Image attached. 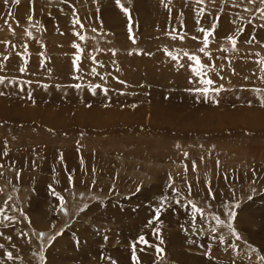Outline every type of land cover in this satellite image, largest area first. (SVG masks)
Masks as SVG:
<instances>
[{
    "label": "rangeland",
    "instance_id": "1",
    "mask_svg": "<svg viewBox=\"0 0 264 264\" xmlns=\"http://www.w3.org/2000/svg\"><path fill=\"white\" fill-rule=\"evenodd\" d=\"M121 2L130 9L136 43L129 39L128 17L115 0H70L83 29H74L71 8L62 0H33L31 4L9 0L8 5L0 0V42H8L0 43V65L4 66L0 67L4 77L0 154L5 142L8 146V156L0 155L4 165L0 168V207L17 218L4 221L0 217V245H4L0 261L41 264L43 245L45 264H111L113 260L133 264L132 242L144 235L149 245L163 248L164 255L159 259L155 247L138 243L139 264H264L257 258L264 256V192L247 200L253 187L264 189V107L253 91L264 88L260 79L264 74L254 62L259 59L255 53L264 56V48L245 43L251 35L264 43V28L259 27L264 20L259 15L253 19L254 31L247 24L249 15L243 8H234L231 0H205L203 5L171 0V13L161 0ZM199 7L206 8L204 16L196 15ZM10 10L13 15L7 16ZM237 12L244 21L237 19ZM217 13L220 19L208 49L212 56L203 57L198 52L202 33L197 29L210 28ZM237 26L246 29L238 37L239 52L220 51L221 46L230 47L224 38ZM174 28L185 36L183 40L168 35ZM25 30L32 32L31 38ZM74 31L87 39L79 41ZM194 36L200 39L193 40ZM74 41L84 49L78 72L72 68ZM185 51L213 65L208 75L214 86L223 85L219 94L205 99L189 91L198 78L190 83L193 73ZM4 55L10 59L3 60ZM93 56L99 63L93 62ZM21 66L24 72L19 71ZM93 68L98 75L92 74ZM76 83L83 86L75 88ZM91 84L101 88L92 91ZM169 176L176 193L168 187ZM50 184L65 198L67 214L58 210ZM137 186L142 191L129 196ZM208 186L216 192L215 201L207 199ZM161 196L169 200L159 221L148 225ZM189 199L206 213L217 215L225 211L222 200L240 201L233 226L242 239L236 241L226 226L211 233L216 225L210 217L197 216L193 227ZM85 204L89 208L81 212ZM221 219L226 217L221 215ZM155 228L163 244L154 235ZM40 232L45 233L43 240L35 235ZM56 232L62 235L49 245L48 237ZM219 235L225 243L213 239ZM230 243L238 248L234 251ZM249 245L256 252H250ZM5 251H11L15 259L6 260Z\"/></svg>",
    "mask_w": 264,
    "mask_h": 264
},
{
    "label": "snow or ice",
    "instance_id": "2",
    "mask_svg": "<svg viewBox=\"0 0 264 264\" xmlns=\"http://www.w3.org/2000/svg\"><path fill=\"white\" fill-rule=\"evenodd\" d=\"M20 0H11V3L13 4H19ZM33 2V0H29V3L31 4ZM194 2L197 5H203L205 3V0H194ZM214 2V0H213ZM4 5H8L9 4V0H3ZM62 3L65 5H68L71 8V19H70V23L73 25L74 29L78 26L79 28L83 29L84 28V24L81 22V18L77 15V11L75 6H73L70 3V0H62ZM116 6L125 14V16L128 17V32H129V39L133 42L136 43L135 37L133 35V31H132V17L130 14V9L125 7L124 4L121 2V0H115ZM171 3V0H168V2L166 3L165 0H161V4L165 7L168 8V11L171 13L172 9L169 7V4ZM232 6L234 8H243V12L247 13L249 15V18H247V24L248 25H253V29L255 31V25L253 24V19L259 15V18L261 20H264V0H259V6L257 5V0H231ZM221 12L223 11V8H221L220 10ZM206 14V8L205 7H199L196 11V15L197 16H204ZM210 14V13H209ZM7 16H12V12L11 10L6 14ZM236 17L238 20L240 21H244L245 17L240 15L239 12L235 13ZM33 17L32 15H28L27 16V20L28 21H32ZM220 19V14L217 13V15L214 18V22L212 23L210 28H203L200 27L197 29L198 32L202 33V46L199 47L198 52L200 54H202L203 57H211L212 53L208 50L209 49V44H210V38L214 36L215 31H216V27H217V23ZM4 25H6L8 27L9 31L14 32V28L12 27L11 23L9 22L8 19H4ZM17 25L19 24V21H16ZM39 22H37L38 24ZM200 21L197 20V24H199ZM233 24L237 23V20H233L232 21ZM183 26V25H182ZM260 28H264V24H261L259 26ZM39 30V29H38ZM93 32L97 31L95 28L92 29ZM246 31L245 27H240L237 26L236 31L233 34L227 35L224 39L228 42V44L230 45V47H223L221 46L220 51L222 52H228L231 51L233 53H237L239 52V47H238V37L243 34ZM62 34V33H61ZM73 34L78 38L79 41H85L87 39V37L83 34H81L79 31H74ZM25 35L29 38L32 37V32L25 30ZM168 35H171L173 39H180L183 40L185 38V36L183 34H180L175 28L172 30V32L168 33ZM193 40H198L200 39V37H192ZM0 43H4L5 45H7V41H2ZM246 44L249 45H254V44H260V47L264 48V43H260L257 38L256 35H251L249 37L248 40L245 41ZM15 47V45H13V48ZM24 51H25V55L27 53V44H25L24 46ZM72 47L76 50V54L73 57L72 60V68L74 72H78L80 71V61H81V53L84 52V49L81 48V45L79 43H76L75 41L72 44ZM97 51H99V49H97ZM112 54L115 55V50H111ZM166 54L168 56H170L174 61L178 60V56H174L171 52H168L167 50H165ZM132 54V53H129ZM183 55L185 57H187V59L189 61H191V64L189 65V67L191 68V71L193 73V76L190 77V83L193 81V79L198 78V80L196 81V86L192 87L189 89V91L196 93L199 96L204 97L205 99H208L211 93H215V94H219L222 90H223V85L220 86H214L215 82L209 78L208 75V70L209 69H213V65L211 63H204L202 61V57L201 55H197L196 53H192L189 54L188 52H184ZM256 57H259V59H256L254 62L258 65V71L262 74H264V56H261V54L259 52L255 53ZM3 60L8 61L10 59V57L8 55H4ZM91 59L93 60V62L95 63H99V61L97 60V58L95 56L91 57ZM223 59H228L226 56L223 57ZM24 63L26 64L27 61L25 60ZM41 63H43V61H41ZM0 67H4L3 65H0ZM26 70L25 67L21 66L19 68L20 72H24ZM214 70V69H213ZM92 74L98 75V73L96 72V69L93 68L92 69ZM76 79H80L82 80L83 77H76ZM101 80L105 79V77L101 76L100 77ZM115 79H117L119 81V78L116 77ZM245 80L249 79L248 76L244 77ZM260 79H264V76H261ZM120 83H125V81H119ZM4 83V77L0 76V84ZM9 83H11V81H9ZM83 85L80 83H76L74 85L75 88H81ZM90 89L92 91H95L98 88H101V85L99 84H91L89 85ZM103 91L105 92V95L108 92V89H103ZM254 92L258 93V102L260 103L261 107H264V88H254L253 89ZM0 95H4V93L2 91H0ZM29 98L30 95H29ZM213 103H219L218 100L213 99L212 101ZM249 103H251V101H249ZM132 107H136L135 105H132ZM178 148L180 147L179 144L176 145ZM77 151H79V148L77 149ZM4 157L8 156V146H7V142H5V146H4V151L2 154H0ZM185 157H188V153L184 152L183 154ZM59 159L61 161H63V154H60ZM203 159V158H201ZM81 163H83V160H81ZM217 164H219V161H217ZM4 167L3 164H0V168ZM187 165H185V171H187ZM192 170L195 171L196 170V164L195 162H193L192 164ZM0 175H3V173H0ZM21 176V173L19 171L16 172V179L19 180ZM68 182L69 185L72 186L73 184V176L71 174L68 175ZM95 183V182H93ZM49 191L51 193V195H53L54 197H56L59 201V205H58V210L62 213L67 214V209H66V201L65 198L60 195L58 192L55 191V189L52 187V185L50 184L49 186ZM168 187L171 189V191L173 193H176L178 190L174 187L173 183H172V178L171 176H169V184ZM67 191V189H66ZM109 191H114L113 188H110ZM142 191V186H137L135 189V192H132L129 194V196H135L136 194L140 193ZM188 191L189 194H191L192 188L191 185L188 186ZM261 192H264V189H258L256 187H253L251 189V194H249L247 196V200L248 201H253L254 198H256ZM81 195H84L83 193H81ZM128 197H126L127 199ZM207 199L215 201L216 200V192L215 190L211 187L208 186L207 187ZM9 200H11V197H9ZM169 200L168 196H161L160 197V203L158 207H155L154 209V215L151 219L148 220V225H152L153 221H159L160 218V214L162 212V210L165 207V202ZM7 201H5V205H7ZM175 203L177 205L181 204V200H176ZM187 204L190 206L191 208V213H192V224L193 227H195L196 224V218L197 216H200L201 219H205L206 217H210L211 220L215 221V225L214 227H211L210 231L211 233H217V229L219 227H227L229 229L230 235L232 237L235 238L236 241H240L242 239V237L240 236V233L236 230V228L233 226V221L236 220L237 218V209L240 208L241 206V202L237 201L235 204H229L226 201H221V207L225 210L221 215L226 217L225 219H221V215H217L211 212H207L206 213V209L197 206L196 203H194L191 199H189L187 201ZM208 207L211 208V204H208ZM89 208L88 204H85L83 208L80 209L81 212H84L85 209ZM13 212L17 211V209H15L14 207L12 208ZM21 216L24 217V219L29 220L30 218L23 212V210H19ZM0 217H2V219L4 221H15L17 218L15 215H7L5 214V208L4 207H0ZM7 226V225H5ZM147 227V225H146ZM183 227V225L181 226ZM153 233L154 235L157 236L158 239H160V243L163 244V239L160 238L159 236V229L155 228L153 229ZM22 235H27V233H22ZM35 235H37L38 239L43 240V238L45 237V233L40 232V233H36ZM60 235H62L61 232H56L54 235L48 237L47 243L49 245H51L53 243V241L59 237ZM107 238V237H105ZM219 240L220 243H225V237L223 235H219L217 236H213V239H217ZM8 239H11V237H8ZM144 244L147 246H153L155 247V250L158 254V258L159 259H163V255H164V249L161 248L159 245H149L148 240L145 238L144 235H140L136 241L132 242V260H133V264H139V260L138 257L136 255V246L137 244ZM245 243L247 244V241H245ZM231 249H233L234 251L238 248V244L236 243H230L228 245ZM4 245H0V248H3ZM143 250V249H141ZM248 250L250 252H256V249L254 247H252L251 245H249ZM205 255H208L207 252H205ZM4 257L6 260H14L15 257L13 256V253L11 251H5L4 252ZM260 260H264V256H258L257 257ZM39 259L41 264H45V255H44V246L41 245L40 248V253H39ZM0 264H3L2 261H0ZM111 264H117L116 261H111ZM233 264H235V262H233Z\"/></svg>",
    "mask_w": 264,
    "mask_h": 264
}]
</instances>
